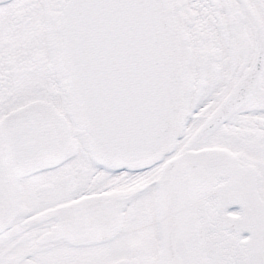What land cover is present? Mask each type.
<instances>
[{"label":"snow or ice","instance_id":"6c2138e0","mask_svg":"<svg viewBox=\"0 0 264 264\" xmlns=\"http://www.w3.org/2000/svg\"><path fill=\"white\" fill-rule=\"evenodd\" d=\"M0 264H264V0H0Z\"/></svg>","mask_w":264,"mask_h":264}]
</instances>
